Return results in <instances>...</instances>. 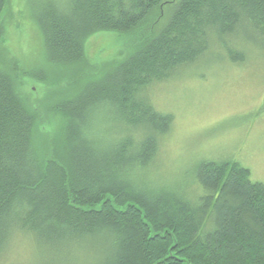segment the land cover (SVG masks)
I'll return each mask as SVG.
<instances>
[{
    "label": "trees",
    "instance_id": "obj_1",
    "mask_svg": "<svg viewBox=\"0 0 264 264\" xmlns=\"http://www.w3.org/2000/svg\"><path fill=\"white\" fill-rule=\"evenodd\" d=\"M31 12L66 95L46 107L58 118L37 148L48 120L0 61V264L16 247L43 264H264V184L230 159L174 178L162 151L174 119L154 104L190 72L264 56V0H46ZM102 31L128 38L124 54L91 65L85 43Z\"/></svg>",
    "mask_w": 264,
    "mask_h": 264
},
{
    "label": "rangeland",
    "instance_id": "obj_2",
    "mask_svg": "<svg viewBox=\"0 0 264 264\" xmlns=\"http://www.w3.org/2000/svg\"><path fill=\"white\" fill-rule=\"evenodd\" d=\"M45 1L9 0L0 17V61L17 65L16 92L28 108L48 120V124L38 125L41 131L37 127V148L48 138L47 132L55 130L52 120L58 118H50L46 107L66 95L61 83L64 78L46 62L43 38L31 16V11ZM169 10L170 6L161 8L153 30L167 22ZM127 39L113 31L91 36L84 47L88 62L98 65L120 58ZM252 52L243 63H215L208 71L190 72L155 92V106L171 113L174 119L162 148L164 167L172 171L174 178L186 181L200 161L230 159L248 168L252 181L264 184V56ZM31 71H42L44 75L39 78L25 74ZM167 178L174 180L169 175ZM25 250L21 256L16 247L12 257L1 264L45 262L43 256Z\"/></svg>",
    "mask_w": 264,
    "mask_h": 264
},
{
    "label": "bare ground",
    "instance_id": "obj_3",
    "mask_svg": "<svg viewBox=\"0 0 264 264\" xmlns=\"http://www.w3.org/2000/svg\"><path fill=\"white\" fill-rule=\"evenodd\" d=\"M170 90V89H169ZM37 136V135H36Z\"/></svg>",
    "mask_w": 264,
    "mask_h": 264
}]
</instances>
